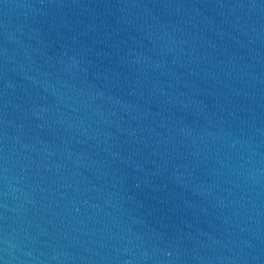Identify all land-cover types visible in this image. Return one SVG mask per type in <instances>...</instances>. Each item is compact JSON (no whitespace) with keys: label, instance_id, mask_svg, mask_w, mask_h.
I'll list each match as a JSON object with an SVG mask.
<instances>
[{"label":"water","instance_id":"obj_1","mask_svg":"<svg viewBox=\"0 0 264 264\" xmlns=\"http://www.w3.org/2000/svg\"><path fill=\"white\" fill-rule=\"evenodd\" d=\"M2 264H264V0H0Z\"/></svg>","mask_w":264,"mask_h":264},{"label":"snow or ice","instance_id":"obj_2","mask_svg":"<svg viewBox=\"0 0 264 264\" xmlns=\"http://www.w3.org/2000/svg\"><path fill=\"white\" fill-rule=\"evenodd\" d=\"M0 264H2V262H0Z\"/></svg>","mask_w":264,"mask_h":264}]
</instances>
